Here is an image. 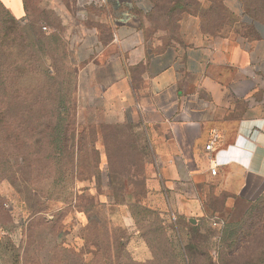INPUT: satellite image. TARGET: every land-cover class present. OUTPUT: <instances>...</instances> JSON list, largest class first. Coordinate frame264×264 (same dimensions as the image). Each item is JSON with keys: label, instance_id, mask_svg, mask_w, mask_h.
<instances>
[{"label": "rangeland", "instance_id": "374dc122", "mask_svg": "<svg viewBox=\"0 0 264 264\" xmlns=\"http://www.w3.org/2000/svg\"><path fill=\"white\" fill-rule=\"evenodd\" d=\"M231 1L159 3L148 31L161 28L177 39L178 23L185 20L184 30L195 45L201 31L238 36L253 66H259L264 52L257 31L264 24V0H233L238 15L230 12ZM103 2L23 0L21 26L36 24L46 40L54 41L41 52L35 45L32 50L29 33L22 37L16 31L5 49L9 57L0 60L3 68L10 65L12 74L6 94L0 96V264H187L178 255V247L188 244L182 229L186 221L201 222L207 237L202 247L209 248L212 264H221V238L228 225L249 219L247 214L256 209L248 222L263 227L264 195L246 204L224 192L218 180L180 193L175 169L161 167L143 130L105 120V73L77 57L79 44L93 29L108 31ZM0 14L13 17L1 6ZM200 17H205L202 24ZM24 37L31 40L24 42ZM23 60L28 61L25 77L15 76ZM258 70L241 75V111L251 104L264 106V80ZM196 99L205 110L210 108L207 94ZM58 118L66 140L54 147L48 135ZM171 179L173 189L168 187ZM166 191L173 195H159ZM216 217L225 222L223 230L212 226ZM258 235L254 244L264 248V231Z\"/></svg>", "mask_w": 264, "mask_h": 264}, {"label": "crops", "instance_id": "0c3cea01", "mask_svg": "<svg viewBox=\"0 0 264 264\" xmlns=\"http://www.w3.org/2000/svg\"><path fill=\"white\" fill-rule=\"evenodd\" d=\"M165 1L170 0H104L108 31L93 29L79 44L77 57L105 73V120L143 130L161 167L175 169L180 193L218 180L224 192L254 203L264 195V106L251 104L241 111L238 101L245 97L241 75L254 74L259 67L264 80V58L253 66L239 37L224 33L215 37L201 31L195 45L184 30L185 20L178 23L177 39L161 28L150 34L149 21ZM0 2L16 19L26 16L23 0ZM227 5L233 15L239 14L233 0ZM204 21L199 18V24ZM259 25L264 52V24ZM200 94L209 96V109L196 99ZM214 137L218 141L207 151ZM192 166L197 170L187 171ZM159 195L170 198L173 191Z\"/></svg>", "mask_w": 264, "mask_h": 264}, {"label": "trees", "instance_id": "16d2710c", "mask_svg": "<svg viewBox=\"0 0 264 264\" xmlns=\"http://www.w3.org/2000/svg\"><path fill=\"white\" fill-rule=\"evenodd\" d=\"M0 6L9 11L1 2ZM13 17L0 14V36H2L3 39V42L0 44V60H6L9 57V54L5 49L10 48V43L13 41H11L12 35L16 31H19L22 34V37L23 34L25 35L26 33H29V36L32 40L28 37H24L22 40L24 42H26L28 39L31 40L32 46L30 45V48L32 50L33 47L36 46V49L38 48L41 52L45 50L44 45H46V43L50 44L54 41V38L52 37L46 40L44 36L45 34L41 32L36 24L27 27L29 30L28 32L26 27L21 26L23 21H18V19ZM28 48L29 46L27 44L23 45V52H27ZM21 56L23 57V55ZM22 65L23 68L14 70L15 76L23 77L26 74L28 61L24 62L23 60ZM9 66H7V68L0 66V96L6 94L5 85L12 78V74H9ZM62 122L63 120L58 118L57 124L50 126L49 128L50 133L48 136L51 139L50 144L54 147L62 145L66 140V131L62 130L61 128ZM254 215H256V209L250 210V212L247 214L249 219L227 226V229L225 232H223L221 238L224 247L221 252V264H264V260H262L260 254V251L264 250V248H261V245L259 244H254L260 236L258 234L264 231V223L263 227L257 229L256 225L252 224L253 222H248L249 220L252 221V219L255 217ZM262 221L263 218L261 217L259 222L262 223ZM182 229L187 231L188 244L185 248L178 247V255L184 261H186L187 264H212L209 256V248L202 247V243L207 241V237L205 238L202 235L204 230L202 228L201 222L198 221L196 223H192L190 221H186L182 225ZM241 251L243 253L240 256H237V254Z\"/></svg>", "mask_w": 264, "mask_h": 264}, {"label": "built area", "instance_id": "2783aa9c", "mask_svg": "<svg viewBox=\"0 0 264 264\" xmlns=\"http://www.w3.org/2000/svg\"><path fill=\"white\" fill-rule=\"evenodd\" d=\"M217 141H218V138L214 137L213 140L206 146V150L211 151L213 146H214V143H216ZM216 172H217V166H215L212 169V174L216 175ZM211 223H212L213 227H215L216 229H219V230H223L225 227V222L218 217L211 219Z\"/></svg>", "mask_w": 264, "mask_h": 264}]
</instances>
